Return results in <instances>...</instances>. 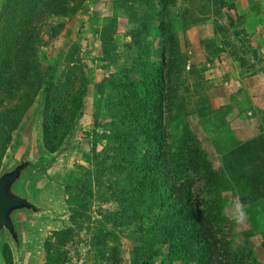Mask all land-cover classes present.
Masks as SVG:
<instances>
[{
	"label": "trees",
	"instance_id": "obj_1",
	"mask_svg": "<svg viewBox=\"0 0 264 264\" xmlns=\"http://www.w3.org/2000/svg\"><path fill=\"white\" fill-rule=\"evenodd\" d=\"M89 1L8 0L0 9V169L39 97L41 148L52 154L74 129L92 84L103 102L93 113L94 126L104 117L108 133L98 137L93 129L84 163L75 166L64 187L75 228L93 215L101 219L82 264H125L120 235L135 243L129 264H253L250 254L233 253L217 213L196 204L193 184L183 178L182 166L202 175L213 191L229 189V181L211 171L203 151L191 140L183 159L171 154L177 0L115 1L111 19L97 32L101 61L118 63L119 12L126 7L127 22L137 26L128 36L141 51L131 64L117 66L100 82L90 79L78 42L69 47L57 77L42 70V30L53 18L87 15ZM235 1L213 0V4L221 13ZM227 18L233 38L245 48L235 23ZM156 26L167 46L158 65L150 61ZM137 75L147 77L140 80ZM101 140L105 146L99 149ZM224 167L228 176L245 181L240 199L244 207L251 205V195L264 199V131L232 146ZM102 205L110 211H102ZM108 227L110 231L105 230ZM76 238L72 228L53 232L43 243L40 264H75L70 255ZM2 259L3 264H14L7 244Z\"/></svg>",
	"mask_w": 264,
	"mask_h": 264
},
{
	"label": "rangeland",
	"instance_id": "obj_2",
	"mask_svg": "<svg viewBox=\"0 0 264 264\" xmlns=\"http://www.w3.org/2000/svg\"><path fill=\"white\" fill-rule=\"evenodd\" d=\"M6 1L0 0V9ZM115 1L90 0L87 15L51 19L42 30L45 43L40 53L42 70L57 77L74 42L82 44V60L93 83L115 73L117 66L131 64L141 50L132 44L128 36L129 31L137 27L127 22L128 7L119 12L118 63L101 61L97 32L111 19ZM189 11H192L190 16ZM227 16L235 23L245 48L233 38ZM174 21L173 85L176 97L169 130L171 154L176 160L183 159L191 140L203 151L211 171L224 175L222 177L229 181V189L213 191L202 175L181 163L185 170L183 178L193 184L196 204L217 213L221 231L233 253L241 256L250 254L253 264H264V199L258 200V196L251 195V205L244 207L240 199L246 187L245 181L239 176L234 180L233 176L225 173L224 167V159L232 146L256 138L264 131V0H236L221 13L213 0H177ZM54 31L59 33L54 36ZM152 40L150 61L158 65L167 46L157 26L152 30ZM145 77L135 76L140 80ZM40 103L41 97L27 119ZM99 106H103L102 99L91 84L75 127L68 136L73 142L72 151L67 156L65 167L57 174V185L48 198L65 214L66 228L75 229L77 233L75 250L70 255L75 264L84 262L90 238L100 228L98 222L101 219L93 215L90 222L75 228L69 219L64 187L74 174L75 166L84 163V155L91 143L89 134L93 129L98 137L108 133L109 121L104 117L100 119L99 126H94L93 113ZM104 146L103 140L98 142L99 149ZM12 149L13 146L10 152ZM96 208L98 206L94 205L93 209ZM101 210L107 212L110 207L102 205ZM60 229L63 228L50 224L39 227L32 264H40L44 241ZM105 230L111 229L108 227ZM120 238L123 261L129 264L135 243L124 235Z\"/></svg>",
	"mask_w": 264,
	"mask_h": 264
},
{
	"label": "water",
	"instance_id": "obj_3",
	"mask_svg": "<svg viewBox=\"0 0 264 264\" xmlns=\"http://www.w3.org/2000/svg\"><path fill=\"white\" fill-rule=\"evenodd\" d=\"M72 148L69 137L55 153L42 150L39 108L25 121L0 169V264L5 244L14 264H32L39 227L50 224L66 228L65 214L48 198Z\"/></svg>",
	"mask_w": 264,
	"mask_h": 264
}]
</instances>
